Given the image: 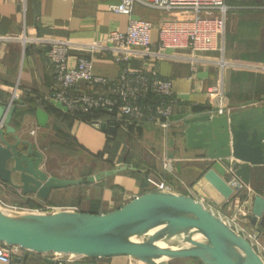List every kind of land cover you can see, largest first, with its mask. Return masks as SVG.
Listing matches in <instances>:
<instances>
[{"label": "crops", "instance_id": "1", "mask_svg": "<svg viewBox=\"0 0 264 264\" xmlns=\"http://www.w3.org/2000/svg\"><path fill=\"white\" fill-rule=\"evenodd\" d=\"M120 1L27 0L23 12L17 0H0V37H3L0 40V103H9L14 95L24 101V104L17 103L11 124L17 129L16 134L32 141L42 153L40 169L60 178H79L124 164L136 168L91 184L55 189L47 200L34 193L24 194L0 180L1 198L28 210L51 206L55 209L78 208L81 211L105 213L149 191L148 179L154 178L165 181L167 190L189 194L216 212L220 211L223 217L235 216L237 226L247 232L259 231L264 247V227L253 225L243 219L239 212L240 209L251 210L256 196L264 198V160L251 164L250 181L242 194L226 199L204 178L212 163L207 151L187 147L185 134L182 133L188 117L210 113L208 88L220 76L215 63L221 56L220 51L197 53L200 61L195 71L187 61L160 59L150 62L149 67L157 68L160 76L172 79L179 96L172 124L167 128L153 124L131 129L116 126L115 135L111 137L108 131L95 127L87 120L73 117L44 100L43 97L51 93L53 83L52 69L46 57L48 46L23 42L19 36L25 30L34 28L38 35L47 38L104 39L111 30L127 28L128 16L109 10V5ZM225 3L227 19L222 44L223 57L229 64L224 73V84L231 104L230 115L263 111L264 0H225ZM133 12L135 17L153 23L154 43L159 40L161 23L182 14L140 2L134 4ZM179 52L190 53V49ZM143 64L142 59L132 62L136 69ZM120 69L121 65L106 52L94 57L93 72L96 75L116 77ZM38 108H43L49 114L45 127L38 124ZM261 120L264 121V117ZM250 121L260 120L252 117ZM32 127L37 128L35 134L30 132ZM263 130L264 124L253 127L249 133ZM7 137L11 138L13 134ZM54 151L58 155L72 152L85 154L95 162L82 172L69 173L67 168L51 166L49 153ZM227 160L234 162L237 159L232 155ZM42 257L46 259L48 255ZM82 264L145 263L128 256H115L88 257Z\"/></svg>", "mask_w": 264, "mask_h": 264}, {"label": "water", "instance_id": "2", "mask_svg": "<svg viewBox=\"0 0 264 264\" xmlns=\"http://www.w3.org/2000/svg\"><path fill=\"white\" fill-rule=\"evenodd\" d=\"M24 101L14 95L9 103H0V180L47 200L52 191L70 185L91 184L121 171L136 169L124 164L117 168L79 178H60L40 169L42 153L32 141L16 134L11 124L16 105ZM256 117L260 121H250ZM263 111L230 116L205 113L186 119L187 147L204 149L212 160L204 173L206 181L224 198L233 193L226 174L230 156L236 174L250 181L251 164L264 160ZM38 124L47 126L49 114L36 110ZM113 137L115 123L95 125ZM9 134L13 137L8 138ZM226 160L225 162L223 160ZM242 160V161H238ZM240 216L253 225L264 227V198L256 196L251 210ZM182 239L201 259L202 264H264L251 242L201 201L185 193L153 190L137 195L119 208L105 213L59 208L51 212L15 211L0 207V242L20 245L32 253L73 254L89 258L128 256L145 264H166L162 252L173 241ZM264 242V240H262ZM15 259L14 264L26 260ZM50 264L54 261L45 259ZM72 264H81L80 262Z\"/></svg>", "mask_w": 264, "mask_h": 264}, {"label": "built area", "instance_id": "3", "mask_svg": "<svg viewBox=\"0 0 264 264\" xmlns=\"http://www.w3.org/2000/svg\"><path fill=\"white\" fill-rule=\"evenodd\" d=\"M17 2L25 12L27 0H17ZM136 2L182 14L161 23L159 40L154 43L153 23L134 16ZM109 10L127 15L128 25L126 30H111L104 39L47 38L38 35L34 28L25 30L19 36L23 42L48 46L46 57L52 69L53 83L51 93L43 98L49 105L94 125L113 122L124 129L140 128L146 124L167 128L172 124L179 96L174 90L172 79L160 76L157 68L149 67L150 62L160 59L187 61L195 71L200 61L197 53L218 50L221 56L215 60V63L219 68L220 76L208 88L210 113L230 116L231 104L224 84V73L229 64L223 57L222 44L227 19L225 0H121L119 3L109 5ZM1 39L3 37H0ZM185 48L190 49V53L179 52ZM103 52L108 53L114 62L121 65L118 76L106 77L94 74V57ZM134 59H142L143 66L138 69L133 68ZM36 131V127L30 130L31 134H35ZM232 165L233 161L230 160L226 180L233 189L232 195H240L247 185L236 174ZM148 183L149 191L168 189L163 180L149 178ZM0 207L28 211L18 205L7 203L1 197ZM210 209L246 237L264 260V247L259 231L247 232L237 226L235 216L223 217L220 211ZM54 210H56L54 207L47 206L31 211ZM244 210L240 209L239 212ZM29 253L30 251L20 245L0 242V264H13L15 259H23ZM42 255H48V258L56 264L76 262L82 264L87 258L73 254Z\"/></svg>", "mask_w": 264, "mask_h": 264}, {"label": "rangeland", "instance_id": "4", "mask_svg": "<svg viewBox=\"0 0 264 264\" xmlns=\"http://www.w3.org/2000/svg\"><path fill=\"white\" fill-rule=\"evenodd\" d=\"M214 14L216 15V13ZM49 154L51 166L67 168L69 173L82 172L90 165L93 166L95 162L91 156L81 153L72 152L58 155V152L54 151ZM1 195L2 193H0V197ZM205 206L209 208V205L205 204ZM214 211L216 210L214 209ZM167 247L161 254V258L166 264H202L200 256L192 250V246L187 240H175Z\"/></svg>", "mask_w": 264, "mask_h": 264}, {"label": "trees", "instance_id": "5", "mask_svg": "<svg viewBox=\"0 0 264 264\" xmlns=\"http://www.w3.org/2000/svg\"><path fill=\"white\" fill-rule=\"evenodd\" d=\"M46 105L49 106L48 104H46ZM48 109H49V107H48ZM87 117L88 118H94L96 116H87ZM21 264H48V262L45 260V257H42V254L30 252L28 254V256L26 257V260L22 261Z\"/></svg>", "mask_w": 264, "mask_h": 264}]
</instances>
